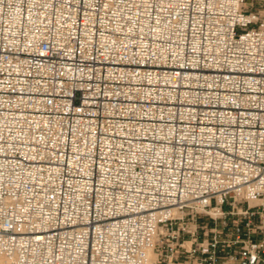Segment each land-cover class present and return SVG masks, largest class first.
<instances>
[{
  "label": "built area",
  "instance_id": "obj_1",
  "mask_svg": "<svg viewBox=\"0 0 264 264\" xmlns=\"http://www.w3.org/2000/svg\"><path fill=\"white\" fill-rule=\"evenodd\" d=\"M254 1L0 0V264H264Z\"/></svg>",
  "mask_w": 264,
  "mask_h": 264
},
{
  "label": "rangeland",
  "instance_id": "obj_2",
  "mask_svg": "<svg viewBox=\"0 0 264 264\" xmlns=\"http://www.w3.org/2000/svg\"><path fill=\"white\" fill-rule=\"evenodd\" d=\"M250 6H253V8L256 9H262L264 8V0H255L253 2V5L251 4ZM228 206L226 205L225 208H227Z\"/></svg>",
  "mask_w": 264,
  "mask_h": 264
},
{
  "label": "bare ground",
  "instance_id": "obj_3",
  "mask_svg": "<svg viewBox=\"0 0 264 264\" xmlns=\"http://www.w3.org/2000/svg\"><path fill=\"white\" fill-rule=\"evenodd\" d=\"M256 203V201H251V204ZM155 261V255L151 254L150 255V260L146 264H154ZM2 264H5L4 260H2Z\"/></svg>",
  "mask_w": 264,
  "mask_h": 264
}]
</instances>
